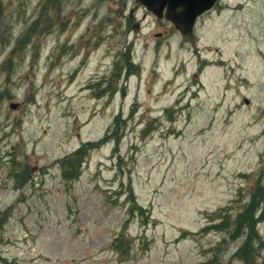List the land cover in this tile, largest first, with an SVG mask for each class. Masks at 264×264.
Returning a JSON list of instances; mask_svg holds the SVG:
<instances>
[{
  "label": "rangeland",
  "instance_id": "obj_1",
  "mask_svg": "<svg viewBox=\"0 0 264 264\" xmlns=\"http://www.w3.org/2000/svg\"><path fill=\"white\" fill-rule=\"evenodd\" d=\"M219 4L184 37L132 0H0V264H245L213 227L264 185V0Z\"/></svg>",
  "mask_w": 264,
  "mask_h": 264
},
{
  "label": "trees",
  "instance_id": "obj_2",
  "mask_svg": "<svg viewBox=\"0 0 264 264\" xmlns=\"http://www.w3.org/2000/svg\"><path fill=\"white\" fill-rule=\"evenodd\" d=\"M19 44H17L18 46ZM17 52V47L14 48L13 54ZM10 58L7 59L5 64H8L10 62ZM120 73L117 75V78L119 79ZM117 81V79H116ZM110 85L108 86L109 90ZM113 93L115 89L112 90ZM115 124V123H114ZM109 134V130L106 132ZM121 135L114 137L112 140H114L116 144V148L114 150L117 151V146L119 145ZM102 142L99 143H91L87 145H81L79 149L71 153L70 155L62 158L59 160V167L61 171V177L62 179L67 183H72L78 177L80 176V169L84 162V160L88 157L89 153L98 148ZM130 190V197L132 196V191ZM223 210H220L219 213H221ZM214 219H212L213 221ZM264 222V185L261 184L260 181H258L254 188L251 191L250 194V200L249 203L244 205L240 212L235 217V220L232 224L229 223V221H221V224L219 226H214V229H217L219 231H225V233L228 236L240 234L243 238V243L238 251V255L240 256V259L245 264H256L255 263V249L256 247H260L263 245V242H261V239L259 237V234L257 232L256 226L258 223ZM117 242V241H116ZM117 249H121L122 245L118 244L116 245ZM121 252V251H120ZM123 254H126L127 252H122ZM121 254V255H123Z\"/></svg>",
  "mask_w": 264,
  "mask_h": 264
},
{
  "label": "water",
  "instance_id": "obj_3",
  "mask_svg": "<svg viewBox=\"0 0 264 264\" xmlns=\"http://www.w3.org/2000/svg\"><path fill=\"white\" fill-rule=\"evenodd\" d=\"M135 7L144 6L147 11L161 18V13L166 8L165 18L185 37L191 36L196 18L209 11L214 6L215 0H133ZM180 8L179 12L175 10ZM245 104L248 101L244 99ZM18 104L10 103L9 109L15 110Z\"/></svg>",
  "mask_w": 264,
  "mask_h": 264
},
{
  "label": "flooded vegetation",
  "instance_id": "obj_4",
  "mask_svg": "<svg viewBox=\"0 0 264 264\" xmlns=\"http://www.w3.org/2000/svg\"><path fill=\"white\" fill-rule=\"evenodd\" d=\"M133 1V0H132ZM133 5H134V2H133ZM241 4H238L237 6H236V8H242V6H240ZM221 6V4H219V0H215V3H214V6L212 7V9H210L209 11L211 12V11H214V10H216V9H218L219 7ZM134 7H135V5H134ZM135 8H137V7H135ZM140 8V7H139ZM144 10H145V8L144 7H142ZM181 9L180 8H177L175 11L176 12H179ZM209 11H207V12H209ZM207 12H205V13H207ZM133 12H130V14H129V19H133L134 17H133V14H132ZM150 13V12H149ZM166 8H164L163 9V11H162V13H161V18L160 19H158L157 18V16H154L152 13H150V14H152L158 21H157V23L158 24H160V23H162L163 21H165L166 23H169V24H171L172 26H173V24L170 22V21H168L166 18H165V16H166ZM205 13H203L202 15H200V16H203ZM199 16V17H200ZM199 17H197L196 18V21H197V19L199 18ZM196 21H195V24H196ZM139 24H138V22H137V24H136V22L133 24V30H138L139 29ZM174 27V26H173ZM175 28V27H174ZM176 30V29H175ZM180 34V33H179ZM159 35H161V34H159ZM200 64V69L202 70V68H203V66H204V62L203 63H199ZM197 77H198V75H197Z\"/></svg>",
  "mask_w": 264,
  "mask_h": 264
}]
</instances>
